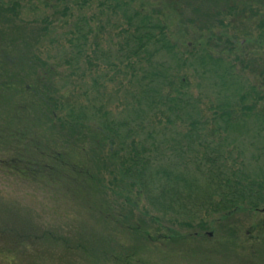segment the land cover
Here are the masks:
<instances>
[{
  "label": "trees",
  "instance_id": "16d2710c",
  "mask_svg": "<svg viewBox=\"0 0 264 264\" xmlns=\"http://www.w3.org/2000/svg\"><path fill=\"white\" fill-rule=\"evenodd\" d=\"M37 1L47 7L70 2L0 0V17L17 20L31 8L37 12ZM135 1L100 0L99 6L124 21L117 26L122 33L113 55H105L102 47L107 20L98 18L96 26L92 17L82 15L67 31L69 45L60 48L66 50L62 57L71 67H97L93 60L106 67L96 70L93 87L70 91L78 101L52 87L50 79L58 67L40 49L33 60L43 87L0 72L2 94L31 93L46 101L50 124L82 145L83 153L96 154L97 167L72 162L65 152L16 128L0 129V144L15 152L1 158L2 167L47 186L73 178L85 188L82 180L87 177L105 198L113 196L118 211L137 208L143 198L156 212L181 219L192 229H208L241 210L264 211V55L258 54L264 49V0H232L217 22L206 27L223 31L204 33V25L192 40L172 35L167 17L170 10L181 13L178 0H154L148 9L145 4L134 8ZM64 6L71 11L68 3ZM53 8L52 18L59 12ZM252 17L251 26L241 23ZM22 27L35 30V42L55 41L51 20L41 27L32 25V30L26 21ZM7 52H0V63L9 58ZM247 71L255 75L253 80L245 77ZM114 81L125 86L118 113L104 101L106 82ZM150 217L161 225L157 216ZM7 233L17 234L18 243L27 242L19 228L10 227ZM163 236L159 239L171 237Z\"/></svg>",
  "mask_w": 264,
  "mask_h": 264
},
{
  "label": "rangeland",
  "instance_id": "374dc122",
  "mask_svg": "<svg viewBox=\"0 0 264 264\" xmlns=\"http://www.w3.org/2000/svg\"><path fill=\"white\" fill-rule=\"evenodd\" d=\"M66 1H70L64 2L71 8L69 12L63 10L65 6L61 2H52L51 7H47L37 1L41 9L37 12L31 8L30 14L24 11L17 20L9 16L0 17V30L3 32L0 34V52L8 51L9 57L0 63V72L19 75L29 85L43 87L38 85V68L33 60L40 49L44 51V57L48 54L50 62L58 67L56 76L50 79L52 87L60 88L75 102L78 98L70 91L93 87L94 79L97 80L96 70L103 71L106 67L93 60L97 67L93 65L91 68L86 64L85 68L78 70L66 62L62 57L66 50L60 47L69 45L70 37L66 33L70 26L82 15L92 17L96 26L98 18L107 20L109 26L101 34L102 40L106 41L102 47L106 50L105 55H113L117 50L116 41L122 33L118 28L124 21L111 10L99 6L100 0ZM153 1L136 0L133 7L145 4L148 9ZM178 1L181 13L170 10L167 17L173 36L179 38L185 34L187 40H192L198 38V31L203 28L204 33L223 31L215 26L206 27L217 22L218 16L221 17L232 0ZM53 7H57L59 12L52 18ZM48 20L56 25L50 34L55 41L50 44L42 38L39 43L35 42L37 34L32 25L41 27ZM25 21L34 33L22 27ZM252 21H255L253 17L248 21L243 18L241 23L251 26ZM226 32L234 33L232 29ZM258 54L264 55V49ZM250 72L247 71L245 77L253 80L255 75ZM106 83L104 101L110 102L111 109L118 113L125 86L115 81ZM192 83L195 85L196 80ZM0 94V129L26 131L29 136L49 143L50 149L65 152L72 162L88 161L97 167L96 154L83 153L82 145L50 124L46 101L36 99L31 93L21 95L7 91V94H2L0 91ZM14 154L7 144H0V160ZM72 179L47 186L13 173L0 163V229L19 228L27 236V242L22 244L14 237L17 234L7 233V229L5 234L0 231V264H264V211L241 210L208 229H192L181 224V219L156 212L143 198L138 200L137 208L120 207L118 211L114 208L113 196L105 198L91 179L83 178L85 188ZM151 215L161 220L160 226L153 223ZM130 226L147 230L148 235L145 237L137 229L130 231ZM167 227H171L173 232ZM42 231V238L37 239ZM163 235L171 237L159 239Z\"/></svg>",
  "mask_w": 264,
  "mask_h": 264
}]
</instances>
